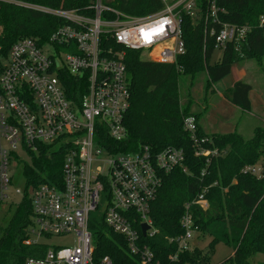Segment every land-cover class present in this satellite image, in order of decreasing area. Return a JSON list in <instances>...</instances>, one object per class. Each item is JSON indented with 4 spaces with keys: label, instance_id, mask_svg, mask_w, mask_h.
I'll list each match as a JSON object with an SVG mask.
<instances>
[{
    "label": "built area",
    "instance_id": "1",
    "mask_svg": "<svg viewBox=\"0 0 264 264\" xmlns=\"http://www.w3.org/2000/svg\"><path fill=\"white\" fill-rule=\"evenodd\" d=\"M160 1L163 7L159 11L142 17L121 14L103 0H91V15L19 4L61 18L66 24L44 42L19 39L0 65V201L7 200L18 164H29L43 147L62 151L60 186L41 183L29 188L32 217L25 244L38 245L39 237L75 236L73 247H48L44 254L28 257L25 264H113L108 256L98 262L92 259L89 215L98 209L102 198L106 201L104 223L124 238L129 253L137 255L140 264H159L153 253L141 246L138 231L141 233L145 224L149 227L145 237L157 234L149 213L161 174L176 168L183 173L187 170L182 149L167 148L157 154L145 146L131 153L114 151L111 142L126 139L123 119L129 108V88L125 50L140 51L147 61L175 64L185 53L181 23L186 16L204 24L203 48L207 39H212L213 51L221 52L220 60L227 45L240 51L249 30L222 22L223 9L215 0ZM105 12L114 19H102ZM67 77L86 84L78 105L67 97L71 84ZM183 128L195 146V156L217 155L216 150L201 148L206 140L196 138L193 116L183 119ZM21 155H26L28 162L21 160ZM263 172V168H243V173L257 178H262ZM207 189L184 205L183 232L169 240L176 243L177 253L193 249L190 242L198 230L190 206L207 209ZM15 193L23 195L18 190ZM176 255L169 259L174 261Z\"/></svg>",
    "mask_w": 264,
    "mask_h": 264
},
{
    "label": "trees",
    "instance_id": "2",
    "mask_svg": "<svg viewBox=\"0 0 264 264\" xmlns=\"http://www.w3.org/2000/svg\"><path fill=\"white\" fill-rule=\"evenodd\" d=\"M9 1L0 0V60L6 58L12 44L19 39L33 38L44 42L55 29L66 24L61 18L19 4L91 15V0ZM215 3L223 9L222 22L249 29L239 46L240 51L232 44L227 45L221 59L210 64L213 41L208 38L203 48L204 24L183 16L181 38L185 53L175 64L144 60L142 53L136 50H125L123 57L129 108L123 119L126 139L121 143L111 142L114 151L131 153L145 146L153 154L167 148L184 152L187 173L176 168L161 174L160 187L150 205L149 217L157 234L143 237L138 231L139 225L135 227L141 246H146L159 264H210L213 249L218 244L232 251V255L219 264H250L253 255L264 254V174L257 178L243 173L244 167L256 164L264 154V131H256L249 141L235 133L207 135L198 123V115L190 113L189 104L182 107L178 104L177 84L182 76L205 69L207 80L216 85L231 73L235 64L264 58V0H215ZM105 5L131 17L146 16L163 7L160 0H114ZM102 19H114V15L105 12ZM108 45L113 46L112 41ZM67 79L71 83L67 87V97L78 105L86 84L82 81L83 85H79L73 78ZM250 91V85L237 81L229 88L227 99L232 106L248 112ZM189 116L195 118L196 138L206 140L201 143V148L216 150V156H195V146L183 128V119ZM63 158L62 151L43 147L38 156L22 166L25 188L6 228L0 231V264H25L28 257L40 256L46 251L45 246L25 244L32 217L28 191L41 183L59 187ZM206 188L207 209L192 205L190 211L198 234L210 239L207 252L193 248L177 253L176 243L169 240L183 232L180 219L184 205L191 203ZM88 228L93 238L94 262L108 256L113 264H140V258L129 253L124 238L105 225L102 215L97 223L89 221ZM175 254L176 259L171 261L169 257Z\"/></svg>",
    "mask_w": 264,
    "mask_h": 264
},
{
    "label": "rangeland",
    "instance_id": "3",
    "mask_svg": "<svg viewBox=\"0 0 264 264\" xmlns=\"http://www.w3.org/2000/svg\"><path fill=\"white\" fill-rule=\"evenodd\" d=\"M113 2L114 0H103L104 4ZM220 54L221 52L218 50L213 51L210 64L217 62ZM0 61L2 64L5 63L3 58ZM237 81H243L251 86L250 110L248 112L233 107L227 99L229 88ZM177 89L179 91V106L189 104L190 113L198 115V123L207 135L221 136L235 133L243 140L249 141L255 136L256 131H264V58L262 57L243 60L235 64L231 73L216 85L207 80L205 69L192 75H184L179 78ZM20 157L26 162L29 160L26 155ZM18 166L14 171L12 185L8 189L7 200L0 201V231L6 228L15 207L22 200V194L15 193L16 190L22 193L25 188L21 172L22 165L18 164ZM250 166L264 169V154L256 164ZM263 174L261 175L263 176ZM105 205L106 201L102 198L98 209L90 213V222L97 223L99 221ZM209 241V238L196 234L190 245L191 248H198L206 253ZM37 243L51 249L71 248L75 244V236L70 234L60 237H39ZM213 251L210 264H219L232 255V251L223 244L216 245ZM250 264H264V254L253 255Z\"/></svg>",
    "mask_w": 264,
    "mask_h": 264
},
{
    "label": "water",
    "instance_id": "4",
    "mask_svg": "<svg viewBox=\"0 0 264 264\" xmlns=\"http://www.w3.org/2000/svg\"><path fill=\"white\" fill-rule=\"evenodd\" d=\"M149 229V227L147 226V225H145V224H143L142 226H141V234H142V236L143 237H145V235H146V231Z\"/></svg>",
    "mask_w": 264,
    "mask_h": 264
},
{
    "label": "crops",
    "instance_id": "5",
    "mask_svg": "<svg viewBox=\"0 0 264 264\" xmlns=\"http://www.w3.org/2000/svg\"><path fill=\"white\" fill-rule=\"evenodd\" d=\"M244 83H245V82H244ZM233 84H234V83H233ZM233 84H232V85H233ZM246 84H247V83H246ZM248 85H249V84H248ZM250 92H251V91H250ZM249 100H250V93H249ZM233 107H234V106H233ZM235 108H236V107H235Z\"/></svg>",
    "mask_w": 264,
    "mask_h": 264
}]
</instances>
